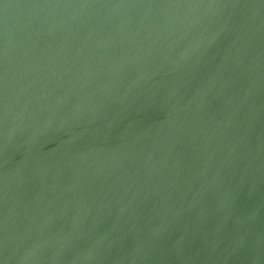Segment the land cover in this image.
Wrapping results in <instances>:
<instances>
[{
    "label": "water",
    "instance_id": "1",
    "mask_svg": "<svg viewBox=\"0 0 264 264\" xmlns=\"http://www.w3.org/2000/svg\"><path fill=\"white\" fill-rule=\"evenodd\" d=\"M0 264H264V0H0Z\"/></svg>",
    "mask_w": 264,
    "mask_h": 264
}]
</instances>
